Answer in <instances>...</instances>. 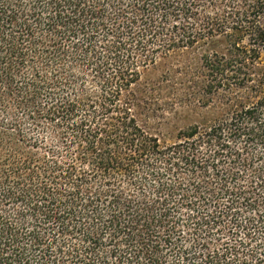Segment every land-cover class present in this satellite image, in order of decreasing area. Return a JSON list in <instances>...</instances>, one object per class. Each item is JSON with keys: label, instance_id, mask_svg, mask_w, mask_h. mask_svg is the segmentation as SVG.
I'll use <instances>...</instances> for the list:
<instances>
[{"label": "trees", "instance_id": "16d2710c", "mask_svg": "<svg viewBox=\"0 0 264 264\" xmlns=\"http://www.w3.org/2000/svg\"><path fill=\"white\" fill-rule=\"evenodd\" d=\"M188 50L220 114L162 141ZM0 264H264V0H0Z\"/></svg>", "mask_w": 264, "mask_h": 264}, {"label": "rangeland", "instance_id": "374dc122", "mask_svg": "<svg viewBox=\"0 0 264 264\" xmlns=\"http://www.w3.org/2000/svg\"><path fill=\"white\" fill-rule=\"evenodd\" d=\"M197 61V52L188 50L173 54L159 68L148 71L146 79L142 81L144 105L151 106L150 119L144 120L146 126L156 132L162 141H171L176 133L197 121L219 115L221 108L219 98L211 102L202 103L197 100L199 87L197 81L200 74L194 71ZM165 70L170 71L167 79L160 75ZM185 93L192 96L190 99L180 101ZM148 102V103H147ZM151 111L150 108L147 112Z\"/></svg>", "mask_w": 264, "mask_h": 264}]
</instances>
